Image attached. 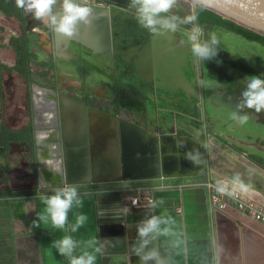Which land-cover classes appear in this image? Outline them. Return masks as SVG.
Listing matches in <instances>:
<instances>
[{"label": "flooded vegetation", "instance_id": "1", "mask_svg": "<svg viewBox=\"0 0 264 264\" xmlns=\"http://www.w3.org/2000/svg\"><path fill=\"white\" fill-rule=\"evenodd\" d=\"M77 2L92 7V23L81 24L76 35L67 37L18 8L16 0H0V20L4 21H0V31H5L4 24L12 28L3 46L0 43V166L16 163L18 156L10 158L11 152L19 151L22 157L27 156L24 153H34L33 163L27 161L31 172L26 176L33 179L35 189L38 157L43 167L52 165V153L46 155V148L65 144L76 152L75 162L85 163V140L90 147L95 145L101 152L109 153L111 145L118 147L123 141L127 142L126 148H131L133 138L129 139L128 134L134 128L146 127L149 131L160 127L158 120L153 122L151 117L157 110L161 112L157 104L177 109L180 94L169 92L178 85L161 89L159 84L164 79L156 78L155 70L165 78L166 65L179 66L172 74L192 101L205 97L207 90L200 94L194 84L213 82V68L223 72L220 79L224 82L240 83L239 70L234 69L236 75H232L228 62L218 63L216 57L203 61L193 55L185 32L197 24L203 29L202 39H208L214 31L220 41L218 47L225 50L229 43L224 34L231 33L223 26L201 25L198 12L178 5L172 14L181 18L194 16L195 22L181 25L173 34H152L138 24L135 11L129 7L130 0ZM61 5L62 0H58L53 11L62 13ZM96 17H101L103 24ZM6 45L11 48L12 63L3 59L4 53L8 54ZM230 47L240 54L241 50ZM183 62L187 81L178 71ZM262 73L264 77V68ZM235 88L236 85L232 87ZM228 95L234 98L236 92L231 90ZM160 117L164 122V116ZM179 122L175 119L172 124L179 126ZM122 126L124 140L119 141ZM70 139H74L72 144H68ZM84 173L82 170L79 176L83 182ZM78 185L81 188L83 184Z\"/></svg>", "mask_w": 264, "mask_h": 264}, {"label": "crops", "instance_id": "2", "mask_svg": "<svg viewBox=\"0 0 264 264\" xmlns=\"http://www.w3.org/2000/svg\"><path fill=\"white\" fill-rule=\"evenodd\" d=\"M233 34L248 46L247 50L237 55L230 43L227 50L217 46L216 60L228 62L234 76V69L239 70L238 85L221 80L223 72L219 74L213 68L215 77L211 84L199 81L194 84L200 94L207 90L204 98L199 96L198 107L173 109L157 104L161 112L157 110L151 117L153 122L158 120L160 127L149 131L146 127H136L128 134L129 139L133 138L129 149L133 153L137 139L143 138L144 143L154 146L153 152L143 154L151 161L153 157L162 159V152L171 151L174 142L177 153L191 154L203 161L208 181L196 184L180 177L146 189L100 186L94 182L79 188L84 205L70 213L69 220L75 223L76 212L86 214L88 220L78 232L71 234L78 241L95 238L104 245L97 264H141L132 252V245L137 239L136 225L148 212L147 205L125 210L140 195L153 200L162 198L164 204L148 214H166L175 221L173 234L155 241L171 264H264V224L255 223L235 207L218 210L210 201L209 185L226 183L240 191L247 201L264 206V112L244 109L250 115L244 125L230 118L242 100L245 78H264V56L258 52V49L264 51V45ZM234 85L236 88L232 89ZM231 90L236 92V97L228 95ZM175 119L180 120L179 126L172 124ZM118 136L119 141L124 140L121 133ZM115 148L122 157L124 141ZM141 157L140 152L135 153V158ZM2 172L0 166V264H68L51 246L64 233L53 229L50 223L47 226L41 223L39 228L32 224L36 214L44 209L41 197L53 193L32 187L25 195L17 194L11 187H4ZM80 251L78 248L76 254Z\"/></svg>", "mask_w": 264, "mask_h": 264}, {"label": "clouds", "instance_id": "3", "mask_svg": "<svg viewBox=\"0 0 264 264\" xmlns=\"http://www.w3.org/2000/svg\"><path fill=\"white\" fill-rule=\"evenodd\" d=\"M57 2L58 0H16V5L24 12L32 14L34 19L49 23L55 32L67 37L76 35L81 24L90 25L92 23L90 17L93 9L86 2L62 0V14L53 11V6ZM178 4L179 0H130L129 7L135 11L137 22L143 29L152 34H161L176 33L181 29V25L195 22L194 16L181 18L172 14ZM185 35L191 45L193 55L198 60L210 61L218 55L217 46L220 41L214 31L208 34V39H202L203 29L197 24L187 30ZM217 62L220 63V61ZM242 83L245 85L242 100L236 105L237 111L230 114V118L240 125L249 121L250 115L244 112V109H254L256 113L264 112V78L249 76ZM188 158L195 163L191 157ZM40 186L41 182L38 190ZM51 191L53 194H45L41 197L44 209L36 214L37 219L33 220V226L39 228L41 223L46 226L50 223L53 229L64 233L54 239L51 246L68 261V264H97L98 254L102 253L104 245L95 238L78 241L71 234L78 232L88 220V216L82 212L75 213V223L69 220V214L84 205L79 185L65 184L61 187H54ZM163 204L162 198L150 199L146 206L148 212L136 225L137 239L132 245V252L141 264H171L170 259L161 254L155 241L159 237L172 235V225L175 221L166 214H148ZM78 248L81 251L76 254Z\"/></svg>", "mask_w": 264, "mask_h": 264}, {"label": "water", "instance_id": "4", "mask_svg": "<svg viewBox=\"0 0 264 264\" xmlns=\"http://www.w3.org/2000/svg\"><path fill=\"white\" fill-rule=\"evenodd\" d=\"M178 5L190 9L195 13H197L198 10L205 11L225 22H228L238 28L247 30L248 32L264 39V0H179ZM96 18H98V21H100L101 19V17ZM104 18L105 20H108V14L104 13ZM100 22L102 23V20ZM181 58H183L184 60L186 58V53H183ZM178 67L177 65H175L173 68H171L170 65H166L168 76L165 78H163L155 70V77L159 80L162 79V81L164 79V82H162V84H159V87L163 90H168V87L166 85H169V87L178 85V88L175 91H169L174 95L180 94L177 105H180L179 107L181 109H186L187 107L193 108L195 106L198 107V98L195 99V101H192L185 95L184 87L180 83L176 84L177 80L174 79V75L172 74V72H175V69ZM183 68L186 69L184 62L181 63L178 71L179 74L183 77V81H187ZM200 109L201 108H199V111ZM180 112L181 114H183L182 111ZM123 130L124 127L122 126V136L124 134ZM94 146L90 147L88 141L85 140L82 151L85 153V156H87L86 161L85 163L78 164L77 162H75V159L77 158L76 152L68 146L66 147L64 144V146L62 147V155L64 159L62 162V176L60 175L59 177H56V181L52 184H49V186L47 187H43L41 183L39 190L44 189L52 193L51 189L54 187H61L65 184H87L88 182H94L95 184L100 186H127V188L130 190H136L139 188L146 189L150 187H158L168 180H179L180 177L191 179L196 184H204L208 181L206 178V167L205 164H203V161L196 157L190 156L191 154L183 155L182 153H177L178 151L175 148L174 142H172L171 144V151L166 150V152H162V159H159L160 157H156V161L153 165V172L151 174L142 175L128 174L127 160L124 156V153L122 154V157H119V154L117 152L116 157L118 161H116V164L114 165L113 162H107L108 159L105 160L106 158L104 157L100 159L99 157L97 158L94 153ZM184 146L185 144L183 145V147ZM36 155L38 156V153ZM109 155L110 157L113 156V152H111L110 150ZM140 155L142 154L140 153ZM188 157H191L195 161V163L191 162ZM36 165L38 169L39 185L41 182L39 157L37 159ZM82 170L83 173L85 172V182L79 179ZM121 189L122 188H118V190Z\"/></svg>", "mask_w": 264, "mask_h": 264}, {"label": "bare ground", "instance_id": "5", "mask_svg": "<svg viewBox=\"0 0 264 264\" xmlns=\"http://www.w3.org/2000/svg\"><path fill=\"white\" fill-rule=\"evenodd\" d=\"M130 129V128H129ZM138 135V133L136 134ZM142 137V136H141ZM74 139H70V141H68V144H72ZM143 138L141 139H137V148L136 151L133 153L132 151H129L128 148H126L125 146V142H124V150L125 153H127V169H128V174L129 175H142V174H151L154 170L153 165L154 162L156 161V159L154 160V158L152 159H146V156L143 154H146L148 152H153V150L155 149L154 146H150L149 144H146L144 142ZM135 142V141H134ZM129 146V145H128ZM94 149V153L95 156L99 159L100 158H106L105 160L108 159L107 162H113L114 165L116 164L115 162L118 161L117 160V149L115 148V146L111 145L107 151H111L113 152V156L110 157L109 153H106L104 151H100L99 148L97 146L93 147ZM52 153V156H50L53 160H52V165L48 166V167H43L44 164L40 161V179H41V183L43 187H47L49 186V184H52L56 181V177H59L60 175L62 176V170H63V155H62V147L61 145L59 146H55L53 148H51L50 150L48 148H46V150H44V152L46 153V155H48V152ZM49 152V153H50ZM136 152H140L142 154L141 158H135V153ZM124 153V155H125ZM46 155H44L43 157H46ZM61 155V156H60ZM106 162V161H105ZM116 167V166H115Z\"/></svg>", "mask_w": 264, "mask_h": 264}, {"label": "rangeland", "instance_id": "6", "mask_svg": "<svg viewBox=\"0 0 264 264\" xmlns=\"http://www.w3.org/2000/svg\"><path fill=\"white\" fill-rule=\"evenodd\" d=\"M0 21H2V20H0ZM2 22H4V21H2ZM4 25L6 26L5 31H0V43L2 42L1 46H3V41H5L9 37V35H10L11 31H12V28H11L10 25H8V24H4ZM224 37L226 39V42L232 44L234 47L238 48V50H247L248 46L245 45L233 33L232 34L231 33L224 34ZM6 47H7L6 50L8 51V54L4 53L3 59L6 60L9 63H12L14 61V59H12L9 56V55H12L11 54L12 53L11 48L9 46H7V45H6ZM258 52L261 55L264 56V51H260V49H258ZM6 55L8 56V58L6 57ZM12 57L14 58V56H12ZM19 84L22 87V83L19 82ZM211 91H212V93H214L213 89ZM33 154L34 153H32V152H27L26 154L24 153V155L25 156L27 155V156L26 157H22L19 154V151L18 152H11L10 158L13 157V159H15V157L17 155L18 156V160L16 161V163L10 164L9 168H6L3 165V178L6 179L5 180L6 185H4V187L5 186H6V188L11 187L16 192H18L17 194H21V195L27 194L26 192L28 190H32L31 189L32 187L35 189L36 185H35V182H33V179L32 178H28V176H26L27 173L31 172V165L28 166L27 161L32 160V163H33V160H34V155ZM4 187H3V189H4Z\"/></svg>", "mask_w": 264, "mask_h": 264}, {"label": "built area", "instance_id": "7", "mask_svg": "<svg viewBox=\"0 0 264 264\" xmlns=\"http://www.w3.org/2000/svg\"><path fill=\"white\" fill-rule=\"evenodd\" d=\"M211 205L221 211L229 207H235L242 213H246L255 223L264 224V206H258L251 201H247L236 188L223 184H210ZM153 198L150 196H136L132 199L131 204L125 208L129 211L132 207L147 205L148 201Z\"/></svg>", "mask_w": 264, "mask_h": 264}, {"label": "trees", "instance_id": "8", "mask_svg": "<svg viewBox=\"0 0 264 264\" xmlns=\"http://www.w3.org/2000/svg\"><path fill=\"white\" fill-rule=\"evenodd\" d=\"M198 16L200 18L201 25H206L207 23H209L211 25L223 26V27H226L227 30L230 32L240 34L243 37H245L251 41L260 42L264 45V39L263 38L255 35V34H252V33L248 32L247 30L238 28V27H236V26H234L228 22H225V21L217 18L216 16H214L210 13H207V12L202 11V10H198ZM17 52H19V51H17Z\"/></svg>", "mask_w": 264, "mask_h": 264}]
</instances>
